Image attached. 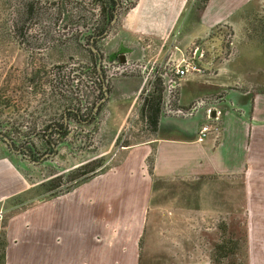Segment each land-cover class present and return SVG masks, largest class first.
I'll list each match as a JSON object with an SVG mask.
<instances>
[{"label":"crops","instance_id":"obj_1","mask_svg":"<svg viewBox=\"0 0 264 264\" xmlns=\"http://www.w3.org/2000/svg\"><path fill=\"white\" fill-rule=\"evenodd\" d=\"M119 18L106 54L116 57L106 62L115 68L123 48L126 64L156 73L110 76L101 109L114 117L115 135L140 106L145 83L173 77L170 66L182 59L204 71L183 77L170 104L191 115L169 112L164 96L156 137L123 148L112 169L68 193L9 217L5 264H210L215 238L182 230V215L196 211L242 215L247 262L264 264V0H209L202 10L188 0H135ZM220 28L229 32L223 45ZM207 106L222 112L220 134L198 142ZM24 178L0 158V203L28 191ZM199 182L207 189L196 210L193 192L173 189ZM163 192L168 207L156 199ZM179 197L191 201L179 205Z\"/></svg>","mask_w":264,"mask_h":264},{"label":"rangeland","instance_id":"obj_2","mask_svg":"<svg viewBox=\"0 0 264 264\" xmlns=\"http://www.w3.org/2000/svg\"><path fill=\"white\" fill-rule=\"evenodd\" d=\"M91 2L92 0H0V134L8 136L11 131V138L18 145L16 149L32 148L33 151V156L29 155L33 158L29 159L17 150H8V146L0 139V158L9 160L17 172L27 179L24 178L30 187L27 192L0 203V234L4 231L6 218L13 212L38 200L53 198L49 197L51 194L60 196L68 186H73L85 177L67 182L50 192L35 185L47 181L50 176L66 174L79 165L94 161L101 165L87 176L103 168L108 171L119 162L123 148L127 147L125 145L129 147L140 144L157 136L156 132H152V126L140 116L143 100L152 92L153 81L145 83L138 99L142 100L140 106L134 108L116 135L114 117L108 120L109 110L103 109H100L89 126H81L72 119L67 124L66 135L59 134L57 130L51 131L50 126L68 122L64 115L68 105L79 109L80 102L83 106L89 102L97 105L102 99H96L100 94L94 92L93 81L85 75L78 87L77 82L71 84L70 77L67 81L61 79L65 71L72 76L76 66L82 67L87 75H94L96 54H91L94 53L92 49L107 54L109 40L116 31L119 16L127 10L126 3L116 7L117 19L111 22L108 34L98 41V47H94L90 44V37L101 17L99 7ZM26 3H34L33 14H24L23 6ZM197 3L199 0H188V5L196 8ZM215 34H220L219 44L223 45L229 32L220 28ZM204 42L208 46L209 42ZM195 117L189 120L195 122ZM47 137L55 141L52 142L53 145L43 142ZM203 184L199 182L186 186L185 183H179L175 184L176 189L173 190L193 192L196 210H199L204 208L202 191L207 189ZM167 189L171 190L170 186ZM169 196V192H163L156 199L161 206L168 207V201L171 200ZM178 200L179 205H187L191 198L179 197ZM188 214L182 215L185 219L182 230L187 233L188 229L199 240L208 236L209 239L215 238L217 243L222 235L221 229L224 228L228 232L235 231L239 234L244 231L242 215L239 218L226 216L225 219L223 215L201 211ZM211 251L212 249L207 253L209 257Z\"/></svg>","mask_w":264,"mask_h":264},{"label":"trees","instance_id":"obj_3","mask_svg":"<svg viewBox=\"0 0 264 264\" xmlns=\"http://www.w3.org/2000/svg\"><path fill=\"white\" fill-rule=\"evenodd\" d=\"M209 0H199L197 3V8L199 10L204 9ZM135 0H127L125 6L127 9L133 6ZM97 4L99 7V16L101 17L98 20L97 29L103 30L113 19V13L116 8V0H92L91 4ZM95 4V5H96ZM24 14H33L35 11L34 3H26L23 6ZM94 30V29H93ZM92 54V53H91ZM93 55V54H92ZM94 56V55H93ZM99 83V82H98ZM101 93V97H102ZM165 96V85L163 79L156 75L153 79V89L145 99L143 100L142 107L140 109L141 119L152 126V132H156L157 125L159 122L160 112L163 109V100ZM69 106V105H68ZM99 113H96V117ZM95 117V119H96ZM70 113H67V120L69 121ZM83 124V123H82ZM128 146V145H125ZM148 161V169L151 172V161L152 156ZM101 165L100 162L94 161L79 165L75 169L69 171L66 174H60L57 176H50L47 181L41 182L37 186L38 188H46L45 190L50 192L57 190L63 184L71 181H75L80 177H85L79 182H75L73 186H68L61 195L68 193L73 188L89 181L95 176L104 173L105 168L101 169L97 173L87 176L89 173L93 172L96 167ZM44 190V192H45ZM57 196V195H56ZM49 197H55L51 194ZM17 212V211H16ZM13 212L10 217L16 213ZM9 219V216L6 218L3 228H5L6 222ZM222 235H220L217 243L213 245L211 255H210V264H248L247 262V236L246 229L239 234L235 231L226 230V228L221 229ZM5 249H6V239L4 231L0 234V264H5Z\"/></svg>","mask_w":264,"mask_h":264},{"label":"flooded vegetation","instance_id":"obj_4","mask_svg":"<svg viewBox=\"0 0 264 264\" xmlns=\"http://www.w3.org/2000/svg\"><path fill=\"white\" fill-rule=\"evenodd\" d=\"M126 2H127V0H125V2H124V0H116V3H117L116 7L120 6V5L123 6L122 3L125 4ZM116 11H117V8H115V10H114L112 21H115L117 19V17H118V15L115 13ZM111 22L103 30H98L97 26L94 28L93 34L90 37V39H91L90 44L91 45H93L94 47H98V45H97L98 41L103 39L104 36H106L108 34L109 28L112 27ZM100 53L101 52L98 51V50H96V53L95 52L92 53L93 55L96 54V59H95L96 60V65L94 67V75L93 74L87 75V73L83 71L82 67L76 66L75 69H73V71H72L73 72V75H72L73 77L70 75V73H66V71H65V73L63 74V77H61V79L64 78L67 81V79L70 77L71 78L70 79L71 84H72V82H74V84L78 83L77 84V87H78L80 80H82V76L85 75L89 80L94 82V83L92 82V84L94 86V91H98V94H100V95H101V93H103L102 94V98H103L104 97V89H103L104 81L102 80V77L106 78V77L110 76V75H108V72H109L110 69L109 68L105 69L103 67L102 61L104 60V57H102ZM98 55H100L102 57V61H101V64H100L101 73L98 71V68H97ZM108 57H105V59H108ZM118 66H120L119 61H118L116 67H118ZM129 67H130V65L126 64V68L127 69L124 71V73L131 71ZM98 76L100 78H98ZM109 80H110V78H109ZM98 81H99V83H98ZM75 82H77V83H75ZM109 87H110V83L108 82V84H107V91L108 92H109V90H108ZM100 95L96 96L97 100L101 97ZM76 100H78V99H76ZM91 105H93V106H91ZM72 106L69 105L68 108L65 110V113H64L65 118H67V113H70L69 121L68 122L65 121V123H63L62 125H52V126H50L51 131L57 130V132L59 134L66 135L67 134V130L66 129L68 128L67 124L70 123L72 121V119H75V122L77 124L81 125V126H89L95 120L96 113H99V111L101 109V105H100L98 107V110L94 111V109L96 108V103L95 104H91L90 102L89 103H85L84 106L80 102L79 109H78V107H72ZM90 106L94 107V109L91 108ZM84 113H86V115H83ZM11 133L12 132L9 131V133H8L9 137L0 134V139L8 146V150H10V151L17 150V151H19V154L22 153L25 156L27 155L29 159L33 158V157H29V155L31 156V154L33 156L32 148H28V150L27 149L26 150H24V149L23 150L16 149V148H18V145H17L16 142H14V140H12ZM51 140H52L51 137H47V138H45L43 140V142L45 144L53 145V143L55 141L54 140L51 141Z\"/></svg>","mask_w":264,"mask_h":264},{"label":"built area","instance_id":"obj_5","mask_svg":"<svg viewBox=\"0 0 264 264\" xmlns=\"http://www.w3.org/2000/svg\"><path fill=\"white\" fill-rule=\"evenodd\" d=\"M101 56L104 57V60L102 61V65L103 67L109 68V75L110 76H115L113 75L111 71H118L119 74L124 73V71H121L120 66L112 68L110 67V65L106 62V55L100 51ZM170 69L172 70V72L174 73L173 77L170 76L168 73H166L168 75V87H169V98H168V102L165 105L167 110L169 112H171L172 114L175 115H180V116H189L191 115L190 110L188 111H184L182 109H175L172 110L171 109V101L173 99L176 98L177 96V88L179 86V82L180 80L185 77L187 74H203V69L201 67H199L194 60L192 59H182L180 62L177 63H173L170 66ZM149 77L151 75L147 74ZM153 80V78H152ZM147 81V78H146ZM96 94L98 93V91H94ZM202 104H205V102H203ZM221 116H222V112L220 109L215 108L214 106H207L205 109V120L206 123H204L199 131H198V136H197V141L201 142L204 139H206L208 136L212 135L214 137H218V135L220 134V121H221Z\"/></svg>","mask_w":264,"mask_h":264},{"label":"water","instance_id":"obj_6","mask_svg":"<svg viewBox=\"0 0 264 264\" xmlns=\"http://www.w3.org/2000/svg\"><path fill=\"white\" fill-rule=\"evenodd\" d=\"M124 2H125V0H124ZM122 5H124V3H122ZM93 51L96 53V50H94L93 49ZM119 55H118V58H119V63H120V69H121V71H125L127 68H126V58H125V51H124V49L123 48H121L120 50H119ZM116 57V55H114V54H111V55H109V57H108V60L109 61H112V57ZM101 61H102V57L100 56V55H98V63H97V68H98V71L101 73V71H100V64H101ZM130 68V70H133V69H139V70H141L142 72H144V73H147V74H150V73H156V71L154 70V68L153 67H150V68H144V67H141V66H139V65H132V66H130L129 67ZM119 71V70H118ZM118 71H116V72H114V71H111V72H113L112 74L113 75H119V72ZM159 73V72H158ZM160 74V76H163L164 77V79H165V105L167 104V102H168V98H169V87H168V75L165 73V74H161V73H159ZM102 77V76H101ZM109 78H110V76H108V77H106V78H104V77H102V80L104 81V83H103V89H104V97L97 103V105H96V110H98V107L103 103V102H105L106 101V98L108 97V91H107V84H108V82H109Z\"/></svg>","mask_w":264,"mask_h":264}]
</instances>
